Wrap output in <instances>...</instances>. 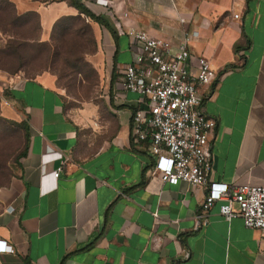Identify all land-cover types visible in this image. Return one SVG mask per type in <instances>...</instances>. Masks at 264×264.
I'll use <instances>...</instances> for the list:
<instances>
[{
    "label": "crops",
    "instance_id": "0c3cea01",
    "mask_svg": "<svg viewBox=\"0 0 264 264\" xmlns=\"http://www.w3.org/2000/svg\"><path fill=\"white\" fill-rule=\"evenodd\" d=\"M81 1L113 28L89 21L100 100L72 114L49 73L0 72V120L27 133L25 154L0 181V240L13 248L0 252V264H264L259 230L225 220L221 201L195 228L207 188L161 182L147 143L131 142L138 95L123 88L132 48L117 28L122 22L175 47L195 32L191 72L199 55L216 72L201 103L216 121L208 183L264 186V0ZM14 4L38 13L42 41L58 18L78 13L67 0ZM58 168L56 179L42 180Z\"/></svg>",
    "mask_w": 264,
    "mask_h": 264
},
{
    "label": "built area",
    "instance_id": "2783aa9c",
    "mask_svg": "<svg viewBox=\"0 0 264 264\" xmlns=\"http://www.w3.org/2000/svg\"><path fill=\"white\" fill-rule=\"evenodd\" d=\"M96 3L107 6L108 1ZM233 17L238 18V14ZM117 28L128 37L132 48V60L124 68L123 88L138 95L131 142L147 143L148 151L156 157L152 173L163 183L185 182L207 188L195 228L205 223L210 207L221 201L218 212L225 220L240 217L245 227L261 232L264 242V186L208 183L210 136L216 121L204 112L201 103L203 91L212 85L216 72L204 55L196 57L195 71L191 72L189 42L195 32L185 31L175 47L170 40L122 22ZM55 156L62 163L67 160L61 153ZM59 171L43 172L42 180L56 179ZM52 188L54 184L47 189ZM0 252H13V248L0 240ZM183 256L188 258L189 253L183 251Z\"/></svg>",
    "mask_w": 264,
    "mask_h": 264
},
{
    "label": "rangeland",
    "instance_id": "374dc122",
    "mask_svg": "<svg viewBox=\"0 0 264 264\" xmlns=\"http://www.w3.org/2000/svg\"><path fill=\"white\" fill-rule=\"evenodd\" d=\"M89 21L84 18L82 23L75 25L77 27L86 25L85 28L88 30L84 37L85 51L78 60L75 70L66 68L58 62V64L50 63L47 50L40 44L42 42L41 30L35 27L36 20L31 18L30 23L32 26H30V30H27L30 34L35 35L37 40L25 47V59H19L11 55H0V72L21 77H36L45 72L49 73L54 79L55 88L63 95L67 109L72 114L78 115L80 110L88 104L100 100L99 96L102 94L100 81L103 76L92 60V55L96 52L98 46ZM7 38V34H0V50L5 46ZM49 39L50 36L46 42ZM18 66L23 67L18 69ZM25 145L26 140L22 129L11 122L0 120V181H3L4 177L9 174L10 167L15 163L18 154L24 150Z\"/></svg>",
    "mask_w": 264,
    "mask_h": 264
},
{
    "label": "trees",
    "instance_id": "16d2710c",
    "mask_svg": "<svg viewBox=\"0 0 264 264\" xmlns=\"http://www.w3.org/2000/svg\"><path fill=\"white\" fill-rule=\"evenodd\" d=\"M67 1L71 6L77 9L78 13L76 15H66L58 18L52 26L49 41L46 42L41 40L42 42H40V44L47 50L50 63H60L66 68L75 70L78 60H80L81 55L85 51L84 37L86 33H88V30L85 28L86 25H81L79 27L75 25L77 23H82L85 18L104 25L111 32H113V28L104 15L96 13L81 0ZM31 18L36 20L35 27L41 30L37 12L27 11L18 13L13 0H0V34H7L8 36L5 46L0 50V55H11L19 59H25V47L28 46L29 43L37 40L35 35L30 34L27 30H30V26H32L30 23ZM90 36L94 42L91 33ZM22 67L23 66H18L17 68L21 69ZM13 124L24 130L25 140H27V133L24 125ZM25 149L26 145L24 150ZM24 150L18 154L15 162H18L20 157L25 154Z\"/></svg>",
    "mask_w": 264,
    "mask_h": 264
}]
</instances>
